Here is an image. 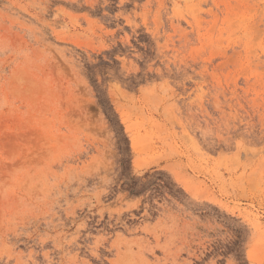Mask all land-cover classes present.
I'll list each match as a JSON object with an SVG mask.
<instances>
[{"label":"rangeland","instance_id":"rangeland-1","mask_svg":"<svg viewBox=\"0 0 264 264\" xmlns=\"http://www.w3.org/2000/svg\"><path fill=\"white\" fill-rule=\"evenodd\" d=\"M0 264H264V0H0Z\"/></svg>","mask_w":264,"mask_h":264}]
</instances>
